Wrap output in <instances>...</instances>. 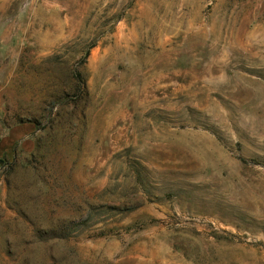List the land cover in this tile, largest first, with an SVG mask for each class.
Instances as JSON below:
<instances>
[{"label":"rangeland","instance_id":"374dc122","mask_svg":"<svg viewBox=\"0 0 264 264\" xmlns=\"http://www.w3.org/2000/svg\"><path fill=\"white\" fill-rule=\"evenodd\" d=\"M0 264H264V0H0Z\"/></svg>","mask_w":264,"mask_h":264},{"label":"trees","instance_id":"16d2710c","mask_svg":"<svg viewBox=\"0 0 264 264\" xmlns=\"http://www.w3.org/2000/svg\"><path fill=\"white\" fill-rule=\"evenodd\" d=\"M79 84L82 87V90L84 92H86V84H85V81L83 79H81L80 82H79Z\"/></svg>","mask_w":264,"mask_h":264}]
</instances>
